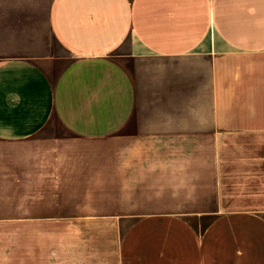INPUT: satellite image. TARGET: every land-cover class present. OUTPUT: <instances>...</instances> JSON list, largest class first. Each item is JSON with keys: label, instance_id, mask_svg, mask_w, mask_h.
<instances>
[{"label": "crops", "instance_id": "obj_1", "mask_svg": "<svg viewBox=\"0 0 264 264\" xmlns=\"http://www.w3.org/2000/svg\"><path fill=\"white\" fill-rule=\"evenodd\" d=\"M51 7L67 64L0 57V264H264V0Z\"/></svg>", "mask_w": 264, "mask_h": 264}, {"label": "rangeland", "instance_id": "obj_2", "mask_svg": "<svg viewBox=\"0 0 264 264\" xmlns=\"http://www.w3.org/2000/svg\"><path fill=\"white\" fill-rule=\"evenodd\" d=\"M52 3L53 0H0V57L61 56V67L69 62L68 54L59 49L50 31ZM54 69L56 74V62ZM65 134L52 119L38 137Z\"/></svg>", "mask_w": 264, "mask_h": 264}]
</instances>
